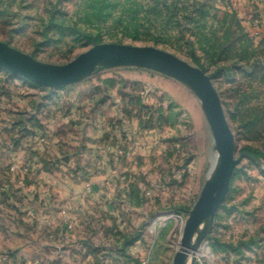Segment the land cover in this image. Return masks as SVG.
<instances>
[{
    "label": "rangeland",
    "instance_id": "1",
    "mask_svg": "<svg viewBox=\"0 0 264 264\" xmlns=\"http://www.w3.org/2000/svg\"><path fill=\"white\" fill-rule=\"evenodd\" d=\"M0 45L39 67L100 46L164 52L202 74L222 112L148 60L106 54L57 86L0 65V262L30 247L33 264H49L66 250L70 218L76 240L91 242L84 264H172L201 196L224 190L223 132L237 163L207 246L191 252L195 264H264V162L244 154L264 153V0H0ZM85 157L108 160L107 195L73 219L46 162L61 169ZM107 198L118 206L102 210Z\"/></svg>",
    "mask_w": 264,
    "mask_h": 264
},
{
    "label": "water",
    "instance_id": "2",
    "mask_svg": "<svg viewBox=\"0 0 264 264\" xmlns=\"http://www.w3.org/2000/svg\"><path fill=\"white\" fill-rule=\"evenodd\" d=\"M110 53L129 59L157 61L170 70L181 74L183 77H187L206 98L214 117L222 120V112L217 93L211 85L203 81L202 74L177 58L154 49H135L119 45L100 46L91 50L68 66L39 67L29 63L24 58V60H20L18 58L20 56L5 50L0 45V65L39 85L57 86L71 82L84 67L91 64L97 58ZM221 134L222 183H224V190L222 193L220 192V194L215 195L214 190L209 189L201 196L197 206L191 214L188 229L181 241L183 246L177 249L172 264H195L197 258L192 255L191 251L202 247L204 243L207 246V237L212 229L216 210L229 189L232 171L237 162L229 161V155L233 150V144L223 132H221ZM203 223L207 225L203 234L198 239L197 243L191 246L190 241L194 235V231Z\"/></svg>",
    "mask_w": 264,
    "mask_h": 264
},
{
    "label": "crops",
    "instance_id": "3",
    "mask_svg": "<svg viewBox=\"0 0 264 264\" xmlns=\"http://www.w3.org/2000/svg\"><path fill=\"white\" fill-rule=\"evenodd\" d=\"M107 162L108 160L95 161L89 157H85L83 161H76L68 167L61 166V169L59 166L55 167L54 163L46 162L47 168H49L48 170L51 173V177H59L65 182V184L55 186L54 189L56 194L53 195H58L62 199L61 210L64 212L66 211L68 217L71 216L73 218V216H76L75 211L80 213L81 210H87L91 213L95 208H97L96 198L101 195H107L105 191L99 189V186L104 183L102 181L107 177L104 173L105 167L107 170H110L108 169L109 167H107ZM71 166L73 168H71ZM78 170H84L86 172L84 174L78 173V175H75ZM79 175H85L88 178L90 184L93 186L92 191L89 193L93 195L88 196L85 190V179H80L81 177H78ZM119 191L120 190H118V192ZM108 199L110 200V198H107L105 201H108V204H105L104 207L101 208L102 210H107L109 208L112 209L114 205L118 206L120 201L116 199L114 200V204H111ZM70 222H75L76 225H72L73 229H71L70 235L64 236V240L62 239L64 243L67 244L66 250L54 253L52 252L51 256L48 258L49 264H84L86 261H89L88 258H92L88 252L91 242H78V240H76V236H74L75 232L79 228L78 221L75 219L70 221V218L64 219L65 226H70ZM34 253L35 252L32 248H25L18 252L16 251L13 258L7 257L6 260L0 262V264H20V261L17 260L21 259H27V264H33L34 261L31 259V256L35 255Z\"/></svg>",
    "mask_w": 264,
    "mask_h": 264
},
{
    "label": "trees",
    "instance_id": "4",
    "mask_svg": "<svg viewBox=\"0 0 264 264\" xmlns=\"http://www.w3.org/2000/svg\"><path fill=\"white\" fill-rule=\"evenodd\" d=\"M244 151L248 153L251 157L256 159L258 162L260 163L264 162V153H262L261 151L250 148H246Z\"/></svg>",
    "mask_w": 264,
    "mask_h": 264
},
{
    "label": "bare ground",
    "instance_id": "5",
    "mask_svg": "<svg viewBox=\"0 0 264 264\" xmlns=\"http://www.w3.org/2000/svg\"><path fill=\"white\" fill-rule=\"evenodd\" d=\"M20 60H24L22 57H18ZM153 63H155V64H160L161 65V63H159V62H157V61H152ZM163 66V65H162ZM179 74V73H178ZM188 82H190L192 85H193V83L190 81V79H188L187 77H184ZM229 161H230V155H229ZM222 187H224V183H222L221 182V184H220V188H222ZM214 188H210V190H213ZM223 192V191H222ZM221 192V193H222ZM206 224L204 225V229L206 228ZM203 229V230H204ZM196 231V230H195ZM195 231H194V233H195ZM200 233V232H199ZM197 234V233H196ZM202 234V233H201ZM200 237V236H199ZM194 238V237H193ZM195 239V238H194ZM192 240V239H191ZM196 240V239H195ZM197 241V240H196ZM190 244H191V241H190ZM183 245V244H182ZM199 249V248H198ZM194 254H197V253H194ZM199 255V254H198Z\"/></svg>",
    "mask_w": 264,
    "mask_h": 264
}]
</instances>
